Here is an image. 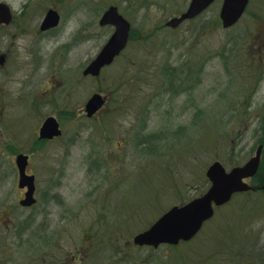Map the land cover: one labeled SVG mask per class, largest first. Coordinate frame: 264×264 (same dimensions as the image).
I'll return each instance as SVG.
<instances>
[{
    "label": "rangeland",
    "instance_id": "obj_1",
    "mask_svg": "<svg viewBox=\"0 0 264 264\" xmlns=\"http://www.w3.org/2000/svg\"><path fill=\"white\" fill-rule=\"evenodd\" d=\"M0 1H8L15 10L18 9L19 0ZM222 2L217 0L193 22L172 30L166 23L180 16L190 0H89V42L67 54V58L72 56L70 60L74 67L86 65L87 60L90 63L113 33L112 27L99 25L111 6H117L130 21L135 37L127 51L103 72L101 78H89L82 86L77 83L80 77L75 73L63 93L58 85L61 77L56 75L48 85L45 83L46 89L50 86L53 91L59 90L54 95L58 96V107L49 112L55 116L64 112L61 118L66 134L44 147L46 152L42 147V155L31 159L29 170L38 176L41 190L47 186L51 172L58 171L53 180L61 183L63 188L58 192L68 199L70 212L68 217L60 220L55 211L57 206L43 205V201L37 210H21V249L17 248L12 254L10 264H64L63 261L71 258L68 254H80L79 259L75 258L77 264L82 262L81 254H85L88 264H112L118 256L121 260L127 256L134 258L119 264H144L149 258L147 248L137 251L133 247L135 251H126L125 255L119 252L122 246L116 251L107 247L113 230L116 241L127 246L163 212L205 192L209 185L205 172L214 161L220 160L229 169L243 165L255 155L260 144L264 145V82L261 85V82H252V70H256L259 62L257 49L261 46L255 37L264 32V27L258 29L248 23L262 10L258 4L263 0H254L256 7L251 8L249 16L231 29L217 25ZM152 30L155 32L151 38H140L141 31L146 34ZM14 45L19 48L18 41ZM222 53L226 60L221 57ZM245 55L248 57L244 62ZM224 61L229 62L228 74ZM156 65H172L175 70L166 77L155 68ZM130 66L132 72L129 74ZM139 69L143 72L134 78L137 81L146 79V82L139 83L137 92L143 91L147 93L146 98H152L148 105L151 108L142 111L137 103H132L119 112L121 105L127 104L117 107L116 102H120V96L126 97L127 91L122 83L124 95L119 92L118 79H127ZM44 73L42 71L40 75L44 76ZM247 89L256 91L255 99L249 102L245 101ZM94 93L107 97V112L88 121L85 104ZM143 114L148 116L145 122L139 119ZM163 124L171 133L165 136V143L163 138L155 139L154 154L143 146L138 147V138L145 132L148 135L144 143L150 148L149 139ZM203 125H208V129ZM141 128L145 129L140 133ZM72 135H76V143L67 147ZM170 149L175 152L164 157L163 152H170ZM15 159L0 156V164H12ZM61 171H65L64 177ZM261 176L264 177V170ZM250 183L257 187L260 180L256 177ZM9 190L13 192L12 184H9ZM44 207L48 208L49 214L46 215L44 210L45 214L39 215V209ZM58 210L61 212L60 208ZM221 214L217 212L218 219ZM257 216V222L251 228L253 238L264 229V204ZM124 217H133L126 226L132 223L134 227H130L131 224L123 235L121 225L116 226ZM260 241L264 245V239ZM259 251H263L259 256L264 260V247ZM155 253L167 258L169 250L162 247ZM244 258V263H252V257L246 255ZM260 259L253 264H259Z\"/></svg>",
    "mask_w": 264,
    "mask_h": 264
},
{
    "label": "flooded vegetation",
    "instance_id": "obj_2",
    "mask_svg": "<svg viewBox=\"0 0 264 264\" xmlns=\"http://www.w3.org/2000/svg\"><path fill=\"white\" fill-rule=\"evenodd\" d=\"M249 1L244 16L236 26L244 22L252 7H256L254 0ZM8 4L12 8L13 20L9 25H0L2 32L0 36V156L16 157V159L15 163L12 162L9 165L0 164V264H10L12 254L17 248L21 249V210L27 212L37 210L41 205L40 201H43V205L57 206L55 211L60 220L69 215L68 199L58 192V189L63 187L60 186L61 183H57L56 179L53 180L58 171L51 172L47 186L41 190L38 176L33 174L29 167L31 159L40 156L42 147L46 152L47 149L44 147L65 137V127L61 118L64 112L62 111L58 116L49 112V110L58 107V96H54L56 92L58 93L59 90L61 93L65 92L69 87L67 86L68 81L75 73L80 77L77 79L79 85L83 86L84 82L90 78L84 73L90 65L89 60L86 61V65L83 63L74 67L70 60L72 56L69 57L68 55L67 58V54L74 53L89 42L90 22L87 16L89 0H19L17 10L13 8L11 3L8 2ZM263 4L264 0L262 4H258L262 10L251 17V21L248 20L250 25L258 29L264 27ZM50 12L55 13L58 22L56 25L45 29L43 26ZM257 36L255 40L257 38L261 44V50L260 48L257 49L256 56H258L259 62L256 70H252V75H254L252 82L255 84L261 82V85L264 82V32ZM16 41L19 45L17 49L14 45ZM259 56H261L260 59ZM247 57L248 55H245V60H242L245 62ZM66 59H68V63ZM42 71H45L44 76L40 75ZM56 75L62 78V81L58 82L61 88L53 91L52 87L49 86L46 89L45 83L48 85L52 78L55 79ZM42 77L44 78L40 83ZM245 85L248 88V80H246ZM63 88H66L65 91ZM255 89L245 91V101L249 102L250 99H255ZM39 92H42L41 95L38 94ZM76 101L80 102L77 99ZM46 105L48 107L44 108ZM101 112H107L106 106ZM51 117L57 120L61 135L51 139L41 138V129ZM27 118L28 121L26 122ZM86 118L89 121L96 117L88 118L86 116ZM82 127L84 129L85 125L83 124ZM75 139H77L76 135H72L69 138V144L66 146H74ZM20 156L29 157L26 173L30 176L34 175L36 179V204L32 207L21 206L27 188H21V169L17 164V158ZM62 174L64 177L65 171H61ZM57 178L60 179V176ZM9 184L14 187L13 192L9 190ZM53 191L57 193L54 196L51 194ZM59 208L61 212L58 210ZM39 210V215L45 214L44 210L46 215L49 214L47 207ZM84 255L81 254L83 262L86 259ZM68 256L71 258H67L62 263L76 264L75 258H80V254H68ZM54 262L57 261L51 263Z\"/></svg>",
    "mask_w": 264,
    "mask_h": 264
},
{
    "label": "water",
    "instance_id": "obj_3",
    "mask_svg": "<svg viewBox=\"0 0 264 264\" xmlns=\"http://www.w3.org/2000/svg\"><path fill=\"white\" fill-rule=\"evenodd\" d=\"M215 0H192L189 9L180 18H174L167 26L177 28L186 20L194 19L205 11ZM249 0H224L220 17L224 28L237 23L243 15ZM12 11L9 5L0 3V24H10ZM58 19L54 12H50L43 28L56 25ZM101 26H113L115 31L97 57L85 70V75L98 77L101 71L113 64L115 59L128 45L131 24L119 13L116 6H111L100 20ZM105 99L101 94H94L87 104V113L93 117L103 106ZM61 135L57 120L49 118L41 129V138H53ZM263 146H260L245 165L228 171L220 161L209 166L206 176L211 182L207 192L199 198L183 206H175L166 212L150 229L134 237L137 246H151L158 248L163 244L178 245L181 241L192 240L203 228L205 222L213 218L215 208L231 201L236 193L248 192L253 189L245 179L254 177L260 168ZM29 158L20 156L17 164L21 169V188H28L26 200L22 205L31 206L35 203V177L26 174Z\"/></svg>",
    "mask_w": 264,
    "mask_h": 264
},
{
    "label": "trees",
    "instance_id": "obj_4",
    "mask_svg": "<svg viewBox=\"0 0 264 264\" xmlns=\"http://www.w3.org/2000/svg\"><path fill=\"white\" fill-rule=\"evenodd\" d=\"M217 25L218 26L220 25L219 20H218ZM202 27H204V25ZM154 32L155 31L152 30L149 33L147 32L145 34V32L141 31V34H140L141 37L140 38L145 39V40L148 38H151L152 33H154ZM133 37H135L134 32H132V39H133ZM226 53H227V51H226ZM221 57L223 59H225V57L223 56V53L221 54ZM229 62H230V59H229ZM229 62H227V61L223 62L224 69H225V72L227 74L230 71ZM153 68H151L152 71H153ZM155 68H157L158 71L164 73V75L166 77L169 76V74L172 70H175L174 68H172V65L171 66L156 65ZM143 69H139L138 70L139 72L137 71V73L131 75L127 79H123L122 77H120L118 79L116 86L119 85L118 87L120 88V91L119 90H117V91H119L120 93H122L124 95V93L121 92V87H123L122 83H125L124 87H126V91H127L126 97H124V96L121 97L120 96L121 94L120 95L116 94V96L119 95L121 98L120 102L119 101L116 102L117 107L119 105H121L122 103L127 104L126 106L121 105L122 107H121V109H119V112L121 110L123 111V110L127 109L128 106H132V103H137L142 111H148L151 108L148 105L151 104L152 98L150 100L148 98H146L145 96L147 93H145L143 91H140L139 94L137 92L140 84H142L143 82H146V79L145 80L138 79V81H139L138 82L134 78V76H136V78H137V74L143 72ZM192 69L194 71L196 70V68H193V67H192ZM128 70H129V74H130L132 72V66H130V68ZM138 76H140V74ZM127 84H128V86H127ZM131 94L134 97H132ZM115 97H114V99H115ZM122 100H128V101H122ZM109 106H110V102H109ZM147 117L148 116L146 114H143V117H140L139 119L141 120V122H143V121L145 122ZM193 124L196 127L197 122L194 120ZM165 126H166L165 124L161 125V129L159 131H155L154 132L155 134H153V137H151L149 139L151 142L150 148L148 147V145L145 146L146 143H144V141H145L144 138L148 135V133H145V132L141 135V138H138V147L143 146L144 148L148 149V151H150L151 153L154 154V148L157 146L155 139L156 138H160V139L163 138V140H164L163 143H165L167 140V138L165 136L167 134L171 133V131H170V133H168V128H166ZM203 127H205V129L206 128L208 129V125L207 126L203 125ZM144 129L145 128H141L140 133ZM185 129H186L185 131L188 130L187 128H185ZM178 131H181V128ZM178 131H176V132L178 133ZM175 134L176 133L174 132L173 135H175ZM169 138H170V135L168 136V140H169ZM157 140H159V139H157ZM153 146H155V147L152 148ZM174 148H177V146H175ZM157 151H158V149H157ZM157 151H156V153H157ZM174 152H175L174 149H170V152H168V151L163 152V154H164V157H168V156H171L172 153H174ZM153 154H149V155H153ZM161 154H160V156H161ZM263 170H264V157H263L262 167H261L258 175L256 176L257 179L260 180L261 186H264V177L261 176ZM113 177H114V175H113ZM108 195H109V193H108ZM235 199H237V200L234 203ZM234 200L230 204H228V205H226L223 208H220L218 210V213L219 212L222 213L221 218L218 219L217 218L218 216L216 215L215 218L212 220V222H210L205 227V229L201 232V234L195 240H193L192 242H189V243H183L182 245H180L178 247H170V246L165 247V249L169 250V254L167 255V258H164L165 255L164 256L157 255L155 253L157 250H155L153 248H147L149 251V255H148L149 258H147V260H145L144 264H157V263L158 264H253V262H255L256 259H259V258H261L259 260L260 261L259 264H264V260L262 259L261 256H259L263 252V251L260 252L259 248L264 247V245H261V241H260V240L264 239V229L260 230V232H258V234L255 236V238H253L254 231L251 229V228H253L252 224L257 222L256 220L259 217V216H257V214L259 213V211L261 210V208L264 204V189L261 192H257V193L249 192L246 194L237 195L234 198ZM259 205H261V207H259ZM148 206H150V203ZM132 218L133 217H124L121 220V224L119 223V224H117V226L115 225L116 227H119L121 225L123 235H124V231H126V228L132 224L131 223L130 225L126 226V224L128 222H130V220H132ZM219 220H220V222H219ZM130 227H134L133 224ZM212 227H213V229H212ZM111 236L112 237H111V239H109V243H108L109 246H107V247L113 248L112 250L116 251L118 249V246H122L123 248L121 247L119 252L123 253L125 255H126V253H128L126 251H135V249H137V251L139 250L138 247L134 246L132 240H131V242H128L127 246L125 243L117 242L116 241L117 235H116L115 230L112 231ZM102 242L103 241H101V243ZM105 244H106V241H105ZM119 244H121V245H119ZM133 247H135V249H133ZM140 249H144V248H140ZM133 253H135V252H133ZM246 255L252 257V258H250V259H253V260H250V262H252V263H244V260H245L244 256L246 257ZM130 258L132 260H134L133 257H128V256L125 259L121 260V258L119 259V256H118V258H116L112 264H119V263H121V261H123V260L128 261ZM117 261H119V262H117ZM114 262H117V263H114Z\"/></svg>",
    "mask_w": 264,
    "mask_h": 264
}]
</instances>
